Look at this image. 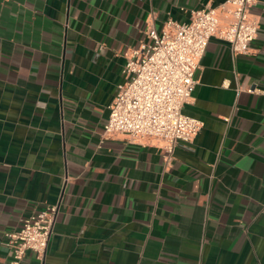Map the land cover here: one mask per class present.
I'll list each match as a JSON object with an SVG mask.
<instances>
[{"label":"crops","instance_id":"0c3cea01","mask_svg":"<svg viewBox=\"0 0 264 264\" xmlns=\"http://www.w3.org/2000/svg\"><path fill=\"white\" fill-rule=\"evenodd\" d=\"M227 0H0V264L6 234L57 205L22 264H264V9L248 54L212 38L169 154L109 137V107L150 27Z\"/></svg>","mask_w":264,"mask_h":264},{"label":"built area","instance_id":"2783aa9c","mask_svg":"<svg viewBox=\"0 0 264 264\" xmlns=\"http://www.w3.org/2000/svg\"><path fill=\"white\" fill-rule=\"evenodd\" d=\"M258 1L227 0L218 8L193 12L190 22L169 20L161 30L150 27L127 56L125 81L109 107L104 134L159 141L169 156L179 144L193 142L204 123L183 109L197 86L195 72L212 38L227 42L235 56L250 52L260 26L252 14ZM262 5L264 9V0ZM58 211L57 205L47 206L6 234L11 264H22L29 252L44 259Z\"/></svg>","mask_w":264,"mask_h":264}]
</instances>
